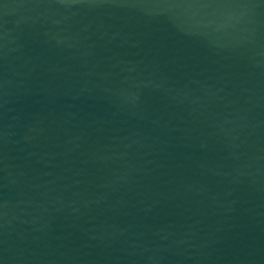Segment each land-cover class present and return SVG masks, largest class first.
Listing matches in <instances>:
<instances>
[{"label": "water", "instance_id": "water-1", "mask_svg": "<svg viewBox=\"0 0 264 264\" xmlns=\"http://www.w3.org/2000/svg\"><path fill=\"white\" fill-rule=\"evenodd\" d=\"M0 264H264V0H0Z\"/></svg>", "mask_w": 264, "mask_h": 264}]
</instances>
